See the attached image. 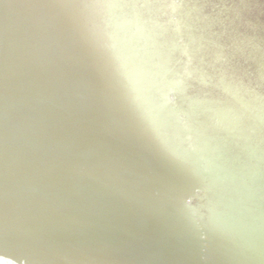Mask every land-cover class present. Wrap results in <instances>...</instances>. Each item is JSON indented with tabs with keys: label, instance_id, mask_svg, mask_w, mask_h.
<instances>
[{
	"label": "water",
	"instance_id": "water-1",
	"mask_svg": "<svg viewBox=\"0 0 264 264\" xmlns=\"http://www.w3.org/2000/svg\"><path fill=\"white\" fill-rule=\"evenodd\" d=\"M0 264H264V0H0Z\"/></svg>",
	"mask_w": 264,
	"mask_h": 264
}]
</instances>
